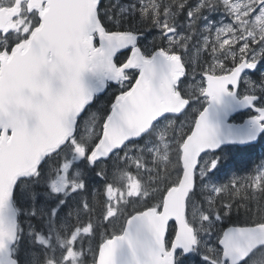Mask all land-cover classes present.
<instances>
[{
	"label": "snow or ice",
	"instance_id": "1",
	"mask_svg": "<svg viewBox=\"0 0 264 264\" xmlns=\"http://www.w3.org/2000/svg\"><path fill=\"white\" fill-rule=\"evenodd\" d=\"M0 264H264V0H0Z\"/></svg>",
	"mask_w": 264,
	"mask_h": 264
},
{
	"label": "rangeland",
	"instance_id": "2",
	"mask_svg": "<svg viewBox=\"0 0 264 264\" xmlns=\"http://www.w3.org/2000/svg\"><path fill=\"white\" fill-rule=\"evenodd\" d=\"M120 3H121V4H127V3H129V2H123V1L120 0ZM235 120H237V121H242L241 118H240V114L236 116ZM260 151H261V149H260Z\"/></svg>",
	"mask_w": 264,
	"mask_h": 264
},
{
	"label": "trees",
	"instance_id": "3",
	"mask_svg": "<svg viewBox=\"0 0 264 264\" xmlns=\"http://www.w3.org/2000/svg\"><path fill=\"white\" fill-rule=\"evenodd\" d=\"M121 1H123V2H130V0H121ZM259 152H260V148L257 149V153L258 154H259Z\"/></svg>",
	"mask_w": 264,
	"mask_h": 264
},
{
	"label": "water",
	"instance_id": "4",
	"mask_svg": "<svg viewBox=\"0 0 264 264\" xmlns=\"http://www.w3.org/2000/svg\"><path fill=\"white\" fill-rule=\"evenodd\" d=\"M236 114H238V113H236ZM236 114H234V116L236 115ZM247 119V118H246ZM236 123V122H235ZM242 123V122H241Z\"/></svg>",
	"mask_w": 264,
	"mask_h": 264
},
{
	"label": "flooded vegetation",
	"instance_id": "5",
	"mask_svg": "<svg viewBox=\"0 0 264 264\" xmlns=\"http://www.w3.org/2000/svg\"><path fill=\"white\" fill-rule=\"evenodd\" d=\"M245 118V117H244Z\"/></svg>",
	"mask_w": 264,
	"mask_h": 264
}]
</instances>
